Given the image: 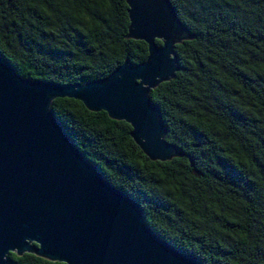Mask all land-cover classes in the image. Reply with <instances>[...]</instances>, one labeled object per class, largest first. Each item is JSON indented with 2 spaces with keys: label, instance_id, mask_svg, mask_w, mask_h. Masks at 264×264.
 <instances>
[{
  "label": "trees",
  "instance_id": "1",
  "mask_svg": "<svg viewBox=\"0 0 264 264\" xmlns=\"http://www.w3.org/2000/svg\"><path fill=\"white\" fill-rule=\"evenodd\" d=\"M168 1L190 38L174 46L173 78L148 98L179 157L150 162L127 124L77 101L54 99L50 111L167 244L201 264H264V0ZM126 10L124 0H0V58L21 79L102 80L146 58L145 44L126 38Z\"/></svg>",
  "mask_w": 264,
  "mask_h": 264
},
{
  "label": "water",
  "instance_id": "2",
  "mask_svg": "<svg viewBox=\"0 0 264 264\" xmlns=\"http://www.w3.org/2000/svg\"><path fill=\"white\" fill-rule=\"evenodd\" d=\"M124 2L126 38L146 46L140 64L60 85L21 79L0 58V264L9 253L61 264H201L147 227L138 204L83 158L50 111L54 99L77 101L127 124L150 162L180 156L148 95L173 78L174 46L190 36L168 0Z\"/></svg>",
  "mask_w": 264,
  "mask_h": 264
}]
</instances>
